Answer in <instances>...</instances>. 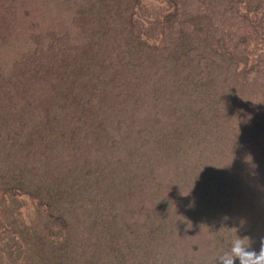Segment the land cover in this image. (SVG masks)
Instances as JSON below:
<instances>
[{"label":"rangeland","instance_id":"rangeland-1","mask_svg":"<svg viewBox=\"0 0 264 264\" xmlns=\"http://www.w3.org/2000/svg\"><path fill=\"white\" fill-rule=\"evenodd\" d=\"M191 1L187 13L199 12L206 15V20L213 21L209 24L211 32L206 33V41L214 42L219 51L209 62L230 65L212 67L208 75L205 73L202 77L210 85L206 95L215 99L213 107L209 100L210 108L199 112L205 118L201 122L203 128L194 124L190 131L185 122L166 119L159 110L158 120H167L174 129V145L188 140L191 146L185 165L187 171H180L165 157H155L162 150L159 144L155 151L148 153L154 150L152 143L157 142L156 131L148 130L142 119L131 124L137 130L144 129L132 139L112 121L107 129L108 137L113 139L107 148L112 154L102 159L116 164L120 159L131 161V170H136L135 174L130 171L134 180L130 177L125 180L123 169L117 175L124 183L122 189L126 195L109 205L108 200L97 198L99 192L94 195L87 192L88 200L77 204L74 211L62 208L61 213L49 214L48 211L54 210L46 204L48 196L42 194L37 198L39 193L29 194L20 181L8 179V182L4 178L0 183V264H29L35 240L46 253L41 264H70V257L75 264H217V258L228 251L237 235L248 237L250 247L259 250L264 238V0H202L201 5ZM84 2L39 0L35 3L39 14L33 21L27 15L9 28L0 26V72L4 82L1 97L7 114L14 111L9 105H29L56 93L58 81L51 75L65 71L73 59L65 62L68 56L60 58L63 64L60 68L51 64L38 66L34 62L32 67L28 63L29 53L40 51L49 40L55 42L49 58L64 46L83 48L88 44L90 33L70 24ZM43 3L45 11H42ZM183 12L177 0H136L133 10L141 37L160 48L165 44L162 42L164 29L176 34ZM41 13L42 21L39 20ZM48 48L49 45L46 50ZM226 59L232 62L224 61ZM172 63L174 72L182 75L180 68L176 69L177 61ZM163 75L159 73L153 81L162 77L163 82L166 78ZM174 77L162 85H170ZM187 77L192 80L191 76ZM146 86L142 93L151 85L146 83ZM103 87L100 83L94 88L80 87L72 91L67 102H76V106H69L82 108L81 99L95 100L97 106L102 95L99 90ZM155 94H160L159 108L166 103L174 112L184 106L185 102L175 97ZM225 96L235 99V109L229 115L225 104L219 101L220 98L224 101ZM45 101L48 102V98ZM52 103L47 104L50 110ZM224 113L227 115L225 128L222 126ZM25 117L33 118L27 114ZM20 120H16L18 126L13 127L11 133L23 135L26 144L12 140L8 125L13 124L15 118H5L0 131V152L6 158V167L13 168L9 175L19 173V177L33 182L34 173L24 170L20 173L14 168H21V162H28V169L34 164L38 167L31 157L40 155L44 162L47 157L42 155L43 150L33 138L35 127L23 128L19 126L22 125ZM95 137L96 134L93 139ZM24 145L32 146L28 150ZM51 147L54 153L49 152L50 157L63 152L55 144ZM65 149L68 152L70 147L65 144ZM144 152L152 159L147 162L146 174L141 166L133 163V158ZM115 163L108 171L118 170ZM90 258L94 260H87ZM234 264H239V260Z\"/></svg>","mask_w":264,"mask_h":264},{"label":"trees","instance_id":"trees-1","mask_svg":"<svg viewBox=\"0 0 264 264\" xmlns=\"http://www.w3.org/2000/svg\"><path fill=\"white\" fill-rule=\"evenodd\" d=\"M38 1L0 0V26L9 28L10 24H18L27 15H30L29 19L33 21L39 14L35 10V3ZM194 2L200 5L203 3L202 0ZM135 3L136 0H85L80 6L78 16L75 20H71L70 24L90 33L88 44H85L83 48L64 46L61 50L57 49V52L49 58L50 50L55 43L49 40V43L40 51L29 53L31 60L28 63L32 67L34 62L38 66L51 64L54 68H60L63 65L59 62L60 58L68 56L65 58V62L73 59L65 71H56L51 75L58 81L57 91L54 95L43 100L40 99L38 102H31L29 105H9V108H14V111L7 114L5 102L2 103L4 82L0 72V131L3 130L5 118L10 120L15 118V122L8 125L10 133L13 127L18 126L16 120L20 118L22 125L19 126L23 128L35 127L33 138L35 142L39 143L37 146L43 150L42 155L47 157L44 162V157L40 155L30 156L34 163L39 164L38 167L34 164L28 169V162H21V168H14L20 173L24 170L27 173L35 174V180L27 182L26 177H19V173L9 175L13 168L11 165L9 168L6 167V158H3L0 152V183L4 178L8 182L9 180L20 181L24 190L29 194L39 193L36 195L37 198L42 194L48 196L49 201L46 204L51 210H54L48 211L49 214L61 213L62 211L59 209L62 208H73L72 211H74L77 204L85 203L88 200L87 192H90V195L99 192L97 198L101 196L104 200H108L109 205L116 204L121 197L126 195V191L122 189L124 183L117 175L123 169L124 179L127 180L126 178L130 177L134 180L136 170H131V161L120 159V163L124 162L123 164L117 163L121 167L120 169L114 161L102 159L112 154L110 149H107L113 141L108 137L107 132L112 121H115L116 128L121 129L122 127L126 130L127 138L132 139L133 135L144 132V129L137 130L131 126L142 119L148 130L156 131L157 142L152 143L154 150H150L148 153L155 151L156 145L159 144L162 150L155 157H165L169 159L168 163L174 162L180 171H187L185 165L189 159L191 146L188 144V140L185 143L178 141L177 143L181 144L174 145L176 140L173 135L174 129L171 128L167 120L165 122L158 120L160 118L159 110L163 112L166 119L174 120L177 123L185 122L190 131L194 124L203 128L201 122L205 118H202L199 112L207 107L210 108L209 100L213 107L215 99L206 95L210 90V85L206 84L202 77L205 73L208 75V71L212 70V67L229 66L230 64L220 65L213 61L209 62L219 51V47L214 42L206 41V33L211 32L208 31L209 24L213 21L206 20V15L204 17L199 12L187 13L193 3L191 0H177V6L184 8L183 14L180 15L179 31L174 34L171 29H164L165 38L162 42L165 44L163 43L162 48L141 37L142 33L137 30L136 20H134ZM118 7L119 11H117ZM43 10H46L45 3H43ZM41 17L42 13L39 15V20L42 21ZM43 18L45 19V17ZM47 45H49L48 50H46ZM160 61L163 63L164 72L161 71ZM174 61L179 64L176 69L180 68L178 71L183 72L182 75L174 72L175 67L172 63ZM224 61L232 62V59ZM58 73L60 74L57 75ZM159 73H164L166 78L163 82L160 81L162 77L153 81V77ZM187 76H191L192 80ZM193 76H196L197 79L195 80ZM172 77H174V81L170 85H162ZM96 81L104 85L103 90H99L102 95L97 106L94 104L95 100L82 99L80 101L82 108L69 106L70 104L77 105L76 102H67L69 100L67 98L71 96L73 90H78L80 87L94 88V85H98L95 83ZM145 82L151 86L142 93V90L147 88ZM92 85L93 87H91ZM155 92H160L169 98L175 97L179 102H185L184 106L178 107L174 112H171L166 103L163 108H159L160 94L156 95ZM47 98L48 102L45 101ZM234 100L232 96H225L224 101L222 98L219 99L225 104L227 115L235 109ZM51 101L53 107L50 110L47 104ZM86 101L88 104L85 103ZM26 114L27 117L32 116L33 118L27 119ZM227 115L224 113L222 122L224 128ZM224 132L225 129L222 133ZM94 134H96L95 139H93ZM11 136L15 143L21 141L26 144L25 138L20 133H15L14 136L11 133ZM79 142L83 144L80 145ZM53 144L63 151L56 157L49 155V152L51 155L54 153L51 147ZM65 144L70 147L68 152L65 149ZM31 146L24 145L28 150ZM143 155L146 153L137 155L140 159L134 157L133 163L141 166L144 169L143 174H146L149 157L147 155L142 157ZM112 163H115L118 170L108 171ZM40 180H43V183ZM78 196H82L81 199ZM45 259L46 253L43 247L38 240H35L34 255L29 264H41ZM69 261L70 264L76 263L71 257Z\"/></svg>","mask_w":264,"mask_h":264},{"label":"clouds","instance_id":"clouds-1","mask_svg":"<svg viewBox=\"0 0 264 264\" xmlns=\"http://www.w3.org/2000/svg\"><path fill=\"white\" fill-rule=\"evenodd\" d=\"M264 264V238L261 239L259 250L252 249L248 237L238 235L232 239L228 251L217 258V264Z\"/></svg>","mask_w":264,"mask_h":264}]
</instances>
